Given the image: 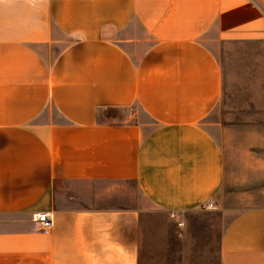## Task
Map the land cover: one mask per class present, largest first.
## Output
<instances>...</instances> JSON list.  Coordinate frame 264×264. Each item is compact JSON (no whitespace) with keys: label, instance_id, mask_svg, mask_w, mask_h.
<instances>
[{"label":"crops","instance_id":"0c3cea01","mask_svg":"<svg viewBox=\"0 0 264 264\" xmlns=\"http://www.w3.org/2000/svg\"><path fill=\"white\" fill-rule=\"evenodd\" d=\"M256 184L264 0H0V264H149L152 211L197 257L264 264V203L227 221L219 195Z\"/></svg>","mask_w":264,"mask_h":264},{"label":"rangeland","instance_id":"374dc122","mask_svg":"<svg viewBox=\"0 0 264 264\" xmlns=\"http://www.w3.org/2000/svg\"><path fill=\"white\" fill-rule=\"evenodd\" d=\"M244 68L234 67L232 69V75H238L242 72ZM232 87V85H231ZM140 113L141 110L138 104H134L131 108L126 109H109L105 110L102 114L105 119L108 120H116L122 121L127 117L130 113ZM221 117H224L226 111L221 107L220 109ZM219 117L218 113L215 115ZM264 189V184H256L251 186H243V187H231L227 186L225 189H220L219 195L222 199V206L225 210H221L225 213L227 221L232 219L234 216L241 213L244 209L253 207L256 204L264 203V195H260V191ZM138 202L141 204L145 203L142 195H138ZM171 218L170 215L161 211H152L148 212L147 220L148 224L152 225V228L156 229L157 233V247L160 250H164L163 253L165 256H161L157 259L148 260L149 264H218L216 258H201L199 253L201 251L202 243H206V237L202 236H193V243L191 247L186 248L183 243V239L179 238L178 244H171L170 237V226L167 223L168 219ZM154 225V226H153ZM164 246V247H163ZM185 246V248H184ZM189 250L190 254L188 255L184 250ZM194 250V251H193Z\"/></svg>","mask_w":264,"mask_h":264},{"label":"built area","instance_id":"2783aa9c","mask_svg":"<svg viewBox=\"0 0 264 264\" xmlns=\"http://www.w3.org/2000/svg\"><path fill=\"white\" fill-rule=\"evenodd\" d=\"M33 221L40 224L42 232H50L53 227V216L50 212H41L33 215Z\"/></svg>","mask_w":264,"mask_h":264}]
</instances>
